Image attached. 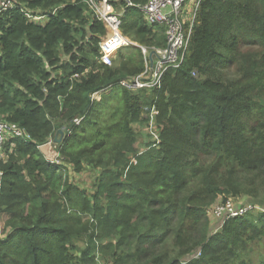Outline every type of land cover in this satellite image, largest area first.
<instances>
[{
	"label": "trees",
	"instance_id": "obj_1",
	"mask_svg": "<svg viewBox=\"0 0 264 264\" xmlns=\"http://www.w3.org/2000/svg\"><path fill=\"white\" fill-rule=\"evenodd\" d=\"M13 1L0 16V122L31 140L5 146L0 264H246L264 242V0H203L161 92L120 87L144 71L138 47L100 63L106 29L88 0ZM122 32L167 46L137 8ZM51 142L59 165L42 151ZM88 173L91 190L74 180ZM232 198L261 211L218 227L209 214Z\"/></svg>",
	"mask_w": 264,
	"mask_h": 264
},
{
	"label": "built area",
	"instance_id": "obj_2",
	"mask_svg": "<svg viewBox=\"0 0 264 264\" xmlns=\"http://www.w3.org/2000/svg\"><path fill=\"white\" fill-rule=\"evenodd\" d=\"M203 0H149L146 4H136L133 0H122L124 6L117 10L110 0H88L87 5L94 13L95 17L101 22L105 29L106 35L100 42V63L112 67L118 53L130 46L138 47L143 54L145 68L144 71L134 78L123 80L119 83L120 87L131 92L149 90L153 92H161L163 89L164 78L168 71L178 69L185 61L189 43L193 35L195 19L197 17L200 4ZM193 3V7L192 4ZM16 3L13 0H0V16L9 10L16 9ZM190 6V7H189ZM129 8H137L140 10L149 26H159L164 28L167 46L165 48H147L139 46L137 43L126 37L122 32L123 15ZM31 20L34 15H28ZM45 17H39L37 20L42 21ZM113 86L94 96L108 95L112 92ZM154 109L152 110V115ZM82 119L74 121L75 125H80ZM150 132L157 140L159 145V136L154 131V121L152 118L150 124ZM12 138H20L28 142L30 136L25 130L20 129L17 125L9 122H0V189L3 172L1 163L5 155L6 143ZM53 142H51L52 144ZM51 164L59 165V155L50 158L46 156ZM261 211L258 207L249 202L236 203L232 199H228L217 205L211 212L210 217L216 221L219 226H223L226 222L242 217L252 211ZM1 226V222H0ZM4 231V229H3ZM3 231L0 228V240ZM201 252L198 251L195 259L200 257ZM187 264V263H183Z\"/></svg>",
	"mask_w": 264,
	"mask_h": 264
},
{
	"label": "rangeland",
	"instance_id": "obj_3",
	"mask_svg": "<svg viewBox=\"0 0 264 264\" xmlns=\"http://www.w3.org/2000/svg\"><path fill=\"white\" fill-rule=\"evenodd\" d=\"M129 52H131V51H127V52H125V54H127ZM118 56H116V58H115V60H118L117 62H119ZM117 62H116V64H117ZM114 64H115V62H114ZM108 95H110V94H108ZM103 97H104V95L103 96L102 95L96 96V101L101 102L103 100ZM112 106L115 107L116 103L112 102L111 107L108 108L107 113L105 114L106 116L109 115L110 109H113ZM140 131L142 134H144V136L146 135L145 131L143 133V128ZM145 140H146V137H145ZM52 146L53 145L50 143V144H47L44 147H42V151L46 156H49L47 154H53L52 152L54 151V149L52 148ZM74 180H75V183L79 184L82 188H86V189L91 190V187L93 186L94 181H95V177H94V174L88 173V175H81L79 177H75ZM232 197H234V196H232ZM234 198H236V197H234ZM234 198H232V200H234L236 203H240V205L246 201L243 199L235 200ZM9 218L10 217L6 214L2 215V216L0 215V222H1L0 228L2 231H3V229H5L6 222ZM216 226H217V224H216ZM250 254H251L250 257L245 256V263L246 264H261V255H264V242L252 245V250H251Z\"/></svg>",
	"mask_w": 264,
	"mask_h": 264
},
{
	"label": "water",
	"instance_id": "obj_4",
	"mask_svg": "<svg viewBox=\"0 0 264 264\" xmlns=\"http://www.w3.org/2000/svg\"><path fill=\"white\" fill-rule=\"evenodd\" d=\"M64 136H65V129L63 128L57 132L55 139H54L55 143L60 144L63 141Z\"/></svg>",
	"mask_w": 264,
	"mask_h": 264
},
{
	"label": "crops",
	"instance_id": "obj_5",
	"mask_svg": "<svg viewBox=\"0 0 264 264\" xmlns=\"http://www.w3.org/2000/svg\"><path fill=\"white\" fill-rule=\"evenodd\" d=\"M193 4V3H192ZM46 152V151H45ZM2 216V215H1Z\"/></svg>",
	"mask_w": 264,
	"mask_h": 264
}]
</instances>
